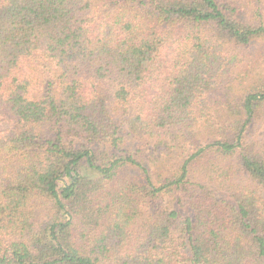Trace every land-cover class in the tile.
Returning a JSON list of instances; mask_svg holds the SVG:
<instances>
[{
  "label": "trees",
  "instance_id": "1",
  "mask_svg": "<svg viewBox=\"0 0 264 264\" xmlns=\"http://www.w3.org/2000/svg\"><path fill=\"white\" fill-rule=\"evenodd\" d=\"M256 46L264 0H0V264H264Z\"/></svg>",
  "mask_w": 264,
  "mask_h": 264
},
{
  "label": "rangeland",
  "instance_id": "2",
  "mask_svg": "<svg viewBox=\"0 0 264 264\" xmlns=\"http://www.w3.org/2000/svg\"><path fill=\"white\" fill-rule=\"evenodd\" d=\"M257 47V46H256ZM254 47V48H256ZM256 51L258 52V56L260 57V62L257 64L255 71H264V49L257 47Z\"/></svg>",
  "mask_w": 264,
  "mask_h": 264
}]
</instances>
